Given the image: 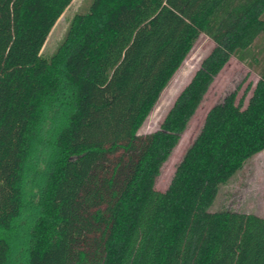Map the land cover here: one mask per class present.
I'll use <instances>...</instances> for the list:
<instances>
[{"label": "trees", "instance_id": "16d2710c", "mask_svg": "<svg viewBox=\"0 0 264 264\" xmlns=\"http://www.w3.org/2000/svg\"><path fill=\"white\" fill-rule=\"evenodd\" d=\"M71 1L0 0V264H264V217L212 209L264 152V0H99L43 56ZM201 34L214 47L140 133ZM231 57L257 83L208 111L158 189Z\"/></svg>", "mask_w": 264, "mask_h": 264}, {"label": "rangeland", "instance_id": "374dc122", "mask_svg": "<svg viewBox=\"0 0 264 264\" xmlns=\"http://www.w3.org/2000/svg\"><path fill=\"white\" fill-rule=\"evenodd\" d=\"M98 1L72 0L52 27L41 49V54L43 56L53 54L62 42L71 18L75 14L90 11L98 4ZM214 45L213 40L207 35H200L183 64L162 90L157 103L140 127V133H149L160 128L178 95L189 84L202 60ZM258 79L259 75L255 69L247 66L236 57H231L230 61L215 77L203 103L190 120L187 129L181 134L177 146L164 164L162 172L156 180L158 189L166 190L168 188L176 165L200 131L208 111L235 89L238 91V96H242L250 84H252V88L254 87ZM251 92L252 89L247 98ZM212 209H232L264 217V152L250 158L227 183L220 186Z\"/></svg>", "mask_w": 264, "mask_h": 264}]
</instances>
